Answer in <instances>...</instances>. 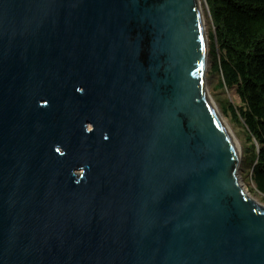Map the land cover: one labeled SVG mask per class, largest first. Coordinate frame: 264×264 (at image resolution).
Masks as SVG:
<instances>
[{"label":"water","instance_id":"95a60500","mask_svg":"<svg viewBox=\"0 0 264 264\" xmlns=\"http://www.w3.org/2000/svg\"><path fill=\"white\" fill-rule=\"evenodd\" d=\"M206 67L198 0H0V264H264Z\"/></svg>","mask_w":264,"mask_h":264},{"label":"trees","instance_id":"16d2710c","mask_svg":"<svg viewBox=\"0 0 264 264\" xmlns=\"http://www.w3.org/2000/svg\"><path fill=\"white\" fill-rule=\"evenodd\" d=\"M212 24L210 75L217 88L234 91L228 103L250 143V177L264 197V0H206ZM243 159V158H242Z\"/></svg>","mask_w":264,"mask_h":264},{"label":"rangeland","instance_id":"374dc122","mask_svg":"<svg viewBox=\"0 0 264 264\" xmlns=\"http://www.w3.org/2000/svg\"><path fill=\"white\" fill-rule=\"evenodd\" d=\"M202 15L204 18L205 31L207 35V67L205 73V87L208 91V94L216 106L220 117L224 120L228 130L235 139L238 148H239V166H238V180L243 187L247 195L253 199L260 206L264 207V197L263 195L255 188V184L252 182L250 177V168H249V151L250 143L247 140L246 132L244 127L238 122L235 121L230 112L224 114L222 112V107H225L228 103L239 105L238 97L235 95L234 91H228L226 89L217 88V76L210 75V66L209 61V52L211 45V31L212 24L209 16V9L206 4V0H199ZM243 158V159H242Z\"/></svg>","mask_w":264,"mask_h":264},{"label":"bare ground","instance_id":"6f19581e","mask_svg":"<svg viewBox=\"0 0 264 264\" xmlns=\"http://www.w3.org/2000/svg\"><path fill=\"white\" fill-rule=\"evenodd\" d=\"M198 3H199V8H200V11H201V14H202V9H201V5H200V1L198 0ZM203 17V15H202ZM203 28H204V34H205V37L207 39V35H206V31H205V25H204V18H203ZM222 119V118H221ZM223 123L225 124L224 120H222ZM225 127L227 128L226 124H225ZM228 129V128H227ZM229 131V130H228ZM230 132V131H229ZM231 137L233 138V136L231 135ZM233 143H234V146H235V149H236V153H237V157H239V148H238V145L235 141V139L233 138Z\"/></svg>","mask_w":264,"mask_h":264}]
</instances>
